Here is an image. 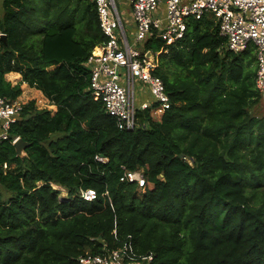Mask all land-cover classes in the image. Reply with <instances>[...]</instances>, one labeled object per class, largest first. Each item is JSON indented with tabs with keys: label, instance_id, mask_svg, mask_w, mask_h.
Segmentation results:
<instances>
[{
	"label": "trees",
	"instance_id": "obj_1",
	"mask_svg": "<svg viewBox=\"0 0 264 264\" xmlns=\"http://www.w3.org/2000/svg\"><path fill=\"white\" fill-rule=\"evenodd\" d=\"M105 40L91 0L3 1L0 95L24 103L10 135L31 146L22 157L11 139L0 143V264H77L127 240L152 255L136 264H264V95L253 46L229 50L210 12L170 45L154 29L144 50L172 106L161 119L139 110L126 130L90 88L85 62ZM24 84L56 108L24 102ZM138 169L144 188L121 180ZM88 188L93 201L81 196Z\"/></svg>",
	"mask_w": 264,
	"mask_h": 264
},
{
	"label": "built area",
	"instance_id": "obj_2",
	"mask_svg": "<svg viewBox=\"0 0 264 264\" xmlns=\"http://www.w3.org/2000/svg\"><path fill=\"white\" fill-rule=\"evenodd\" d=\"M91 1L106 40L94 49L85 66L90 71L92 92L102 98L120 129H135L139 110L164 114L172 106L164 79L156 73L158 59L152 58L150 50H144L152 31L158 30L166 45L173 44L186 35L191 18L200 19L208 12L217 17L229 50L239 53L253 46L257 56L256 87L264 95V0H128L132 9L129 26L124 25L120 11L123 0ZM140 41H144L143 48L134 47ZM139 92H148L151 100L138 103ZM23 104L0 95V143L11 139L14 144L20 137L11 138L10 130ZM121 180L142 188L146 185L143 169L126 170ZM81 196L93 201L98 193L93 188L82 189ZM148 257L152 255L142 256ZM142 258L127 240L117 248L105 244L102 253L86 252L78 257L77 264H136Z\"/></svg>",
	"mask_w": 264,
	"mask_h": 264
},
{
	"label": "rangeland",
	"instance_id": "obj_3",
	"mask_svg": "<svg viewBox=\"0 0 264 264\" xmlns=\"http://www.w3.org/2000/svg\"><path fill=\"white\" fill-rule=\"evenodd\" d=\"M3 1L4 0H0V15L3 14ZM47 6V5H45ZM132 15V9H129V14L127 13V17L129 18V16L131 17ZM47 25V18L45 16H43V13L41 14V19H40V25ZM128 23H126L127 25ZM130 38L132 37V33H128ZM42 37L41 32L39 31L38 34L36 33L34 39L39 40ZM144 46V41H140L138 44L134 45V47L140 48L142 49ZM159 53V52H158ZM157 53V54H158ZM159 55V54H158ZM8 77L13 81V82H17V80L20 78V76L18 74H8ZM24 91L23 94L21 95V98L24 102H27L28 100L31 99H36L39 106L41 107H48L51 109H55L56 107L54 105H51L49 100L40 92L38 91L36 88H30L27 86V84L23 85ZM143 100H151V96L148 92L142 93L139 92L137 93V102L140 103ZM262 105L261 107H259V112L260 113H264V101H262ZM151 115L153 116V118L155 119H161L163 114L159 113V112H151ZM1 190L4 191L5 195H8V193L1 187ZM63 196L66 195V190H63V192L61 193Z\"/></svg>",
	"mask_w": 264,
	"mask_h": 264
},
{
	"label": "water",
	"instance_id": "obj_4",
	"mask_svg": "<svg viewBox=\"0 0 264 264\" xmlns=\"http://www.w3.org/2000/svg\"><path fill=\"white\" fill-rule=\"evenodd\" d=\"M1 37L6 40V35L2 34ZM161 40H163L162 36L160 37ZM150 56V54H149ZM16 147V151L18 155L24 156L26 154V150L29 146H31L30 142L25 141L23 138L19 137L18 140L14 143ZM182 156V155H181ZM190 163L192 164L193 162L190 160Z\"/></svg>",
	"mask_w": 264,
	"mask_h": 264
},
{
	"label": "crops",
	"instance_id": "obj_5",
	"mask_svg": "<svg viewBox=\"0 0 264 264\" xmlns=\"http://www.w3.org/2000/svg\"><path fill=\"white\" fill-rule=\"evenodd\" d=\"M131 8V5L129 4L128 0H123L122 2L120 1V11L122 13V18H123V22L125 26H129L131 23V17L129 16V18L127 17V13L129 14V9ZM126 23H128L126 25Z\"/></svg>",
	"mask_w": 264,
	"mask_h": 264
}]
</instances>
